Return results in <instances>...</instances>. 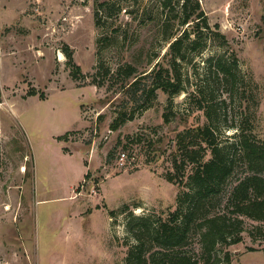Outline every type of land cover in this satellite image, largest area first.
Returning <instances> with one entry per match:
<instances>
[{
    "label": "rangeland",
    "instance_id": "374dc122",
    "mask_svg": "<svg viewBox=\"0 0 264 264\" xmlns=\"http://www.w3.org/2000/svg\"><path fill=\"white\" fill-rule=\"evenodd\" d=\"M174 1L166 16L158 0H0V264H124L133 242L128 216H159L186 190L188 168L180 184L166 180L174 174L177 134L183 145L197 144L184 130L207 124L219 146L233 144L239 132L264 140V0H198L210 30L202 32L200 53L185 43L178 66L183 91L169 103L158 90L145 109L111 130L122 97L107 82L91 84L95 69L101 66L97 82L105 81V68L150 69L181 34ZM209 58L212 64L236 59L233 84L218 80L214 67V82H202ZM31 86L61 103L59 132L75 122L79 108L82 126L61 141V151L48 138L45 104L19 102L14 115L2 104V92L21 96ZM72 88L83 95L76 107L72 97L56 93L68 96ZM63 148L91 161L82 182L76 183L82 168ZM121 152L133 158L123 166ZM237 166L207 205L210 214L229 210L228 189L244 174ZM240 222L241 242L217 245L215 259L225 264L227 252L229 264H264V223ZM187 244L197 254L196 231Z\"/></svg>",
    "mask_w": 264,
    "mask_h": 264
},
{
    "label": "trees",
    "instance_id": "16d2710c",
    "mask_svg": "<svg viewBox=\"0 0 264 264\" xmlns=\"http://www.w3.org/2000/svg\"><path fill=\"white\" fill-rule=\"evenodd\" d=\"M158 1L166 16L174 11L172 0ZM174 3L180 13L181 34L168 45L167 50L150 69L139 73L129 64L118 66L114 70L105 68L103 82L96 81L101 66L95 69L91 84L102 87L107 82L108 89L115 86V92L122 97L120 105L115 108L111 130H116L120 124L132 120L135 113L145 109L158 90L167 95L170 103L172 97L184 89L178 66L179 61L185 58V43L188 42V48L197 53L206 45L205 37L201 35L210 30V25L198 0H175ZM215 33L221 39V44L226 45L225 36L218 31ZM193 35L195 38H191ZM164 38H170V34L166 33ZM64 57L68 65L72 66V56L68 54ZM212 60H206L208 73L202 82L206 86L214 82L210 76L214 67L218 80L233 84L236 59L231 64L224 62L222 58L214 64L211 63ZM74 67L75 73L70 74L72 80L79 71L78 67ZM35 95H38L39 100H45L44 93L37 92L32 86L27 89L24 97ZM167 116L166 112L163 113L165 123L168 122ZM184 133L189 136L192 134L198 143L183 145L184 137L177 134L178 155H174L172 160L174 174H168L166 180L180 184L184 171L188 168L186 190L177 194L173 209H166L159 216H128L126 234L133 242L128 245L124 264H219L221 261L215 259V247H228L241 242L238 226L241 218L264 223V140H255L239 132L235 135L233 144L228 147L219 146L214 142L212 130L207 124L190 126L185 128ZM69 134L70 132H66L55 140L65 142ZM62 152L67 153L65 148ZM238 162L245 167L244 174L228 189L225 205L229 210L210 214L206 210L207 205L218 195L220 186L236 170ZM88 176L87 172L84 178ZM227 214L234 217L229 218ZM108 215L112 217L114 212L109 211ZM194 231L200 237L197 254L195 250L185 248L190 233ZM224 262H230L227 252Z\"/></svg>",
    "mask_w": 264,
    "mask_h": 264
},
{
    "label": "crops",
    "instance_id": "0c3cea01",
    "mask_svg": "<svg viewBox=\"0 0 264 264\" xmlns=\"http://www.w3.org/2000/svg\"><path fill=\"white\" fill-rule=\"evenodd\" d=\"M0 78H1V72H0ZM71 90H72V92L68 96H64V94H60V92H56V93L59 96H62L63 98H67L69 96L72 97V100H73L72 104H73V106L76 107L77 101L78 100L80 101V99L83 98V95L77 91V88H72ZM3 93L4 92H2V95H1V99H3L2 104H4V107L9 109V111H10L9 115H14L15 107L19 104V102H26V101L34 100V102L38 105L42 104V103L45 104L47 111H46V117L43 119H45V121L49 122L48 138L50 141L57 143L59 145L60 151H61V142L55 141V138L57 136L63 135L66 132L74 131V130L78 129V127L82 126L81 119H80V111H79V108L76 107L78 114H77L75 122L73 124L70 123L71 126L65 127L61 132H59L60 129H59V123L58 122H59V111H60L61 103L58 101L49 100V95H47V96L45 95V100H39L38 95L29 96V97H24L25 94H22L21 96H12V95L11 96H3L4 95ZM77 123L79 125H75ZM63 154L64 153H62V155ZM64 155H66L67 158H70V160L74 164H76L77 167L80 166L82 168V171L79 174L80 177L77 179L76 183H79L80 181L82 182L83 181L82 177H83L84 173L86 171H90L91 161L89 162L88 160H86V158L78 151H74V153L71 155H67V154H64ZM86 155L91 157L92 153L88 152V153H86ZM85 162H86V166H85Z\"/></svg>",
    "mask_w": 264,
    "mask_h": 264
},
{
    "label": "built area",
    "instance_id": "2783aa9c",
    "mask_svg": "<svg viewBox=\"0 0 264 264\" xmlns=\"http://www.w3.org/2000/svg\"><path fill=\"white\" fill-rule=\"evenodd\" d=\"M118 164L120 166H123L126 162L129 163V160H132L133 158H130L127 154L124 152L119 153L118 155Z\"/></svg>",
    "mask_w": 264,
    "mask_h": 264
},
{
    "label": "bare ground",
    "instance_id": "6f19581e",
    "mask_svg": "<svg viewBox=\"0 0 264 264\" xmlns=\"http://www.w3.org/2000/svg\"><path fill=\"white\" fill-rule=\"evenodd\" d=\"M23 169V168H22Z\"/></svg>",
    "mask_w": 264,
    "mask_h": 264
}]
</instances>
